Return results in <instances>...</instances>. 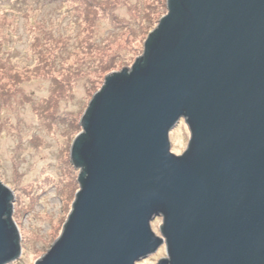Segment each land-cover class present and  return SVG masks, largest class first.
I'll use <instances>...</instances> for the list:
<instances>
[{
    "label": "water",
    "instance_id": "water-1",
    "mask_svg": "<svg viewBox=\"0 0 264 264\" xmlns=\"http://www.w3.org/2000/svg\"><path fill=\"white\" fill-rule=\"evenodd\" d=\"M164 4L141 55L78 117V189L34 264H135L162 245L155 264H264V0ZM12 201L0 181V264L21 251Z\"/></svg>",
    "mask_w": 264,
    "mask_h": 264
},
{
    "label": "rangeland",
    "instance_id": "rangeland-1",
    "mask_svg": "<svg viewBox=\"0 0 264 264\" xmlns=\"http://www.w3.org/2000/svg\"><path fill=\"white\" fill-rule=\"evenodd\" d=\"M81 2L0 0V181L13 193L21 249L7 264H34L60 234L78 189V169L68 159L82 130L78 117L104 75L141 55L147 32L166 12L164 0H92L91 8ZM36 45L56 54L53 70L37 61ZM89 56L97 66L88 65ZM168 137L170 151L181 154L189 138L182 119ZM160 224L159 216L150 221L157 235ZM165 255L162 245L135 264Z\"/></svg>",
    "mask_w": 264,
    "mask_h": 264
},
{
    "label": "trees",
    "instance_id": "trees-1",
    "mask_svg": "<svg viewBox=\"0 0 264 264\" xmlns=\"http://www.w3.org/2000/svg\"><path fill=\"white\" fill-rule=\"evenodd\" d=\"M80 1H82L81 3H82V5H81V7L82 6H84L83 8H91V6L93 5L92 4V0H80ZM88 11V10H87ZM86 11V12H87ZM87 19H88V21L90 22L91 21V19L90 18H88L87 17ZM46 39V38H45ZM47 40V39H46ZM81 41V40H80ZM82 42V41H81ZM81 42H80V47L83 49V50H87L88 48H89V46H86V44L84 43V42H82V44H81ZM37 44H38V42H37ZM62 44H66V41L65 40H63V42H62ZM37 47H38V51H36V57H37V61L38 62H41L42 64H43V68H46V65L48 66V64L50 65V69H52L53 70V67H52V64H53V59H54V57H55V55L56 54H54L53 52H51L50 53V55L48 56L47 54H45V53H43V49H44V47L43 46H38V45H36ZM48 48H50L51 50H52V48H51V46L50 45H47L46 47H45V49H48ZM54 49V48H53ZM87 62H88V65L90 66V65H93V66H97V65H95L94 63H95V59H94V57L93 56H89V57H87ZM50 69H49V71H50ZM51 72V71H50ZM53 87V86H52Z\"/></svg>",
    "mask_w": 264,
    "mask_h": 264
}]
</instances>
